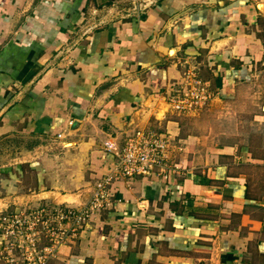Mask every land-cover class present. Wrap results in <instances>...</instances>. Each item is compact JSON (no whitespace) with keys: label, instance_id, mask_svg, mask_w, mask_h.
Masks as SVG:
<instances>
[{"label":"crops","instance_id":"0c3cea01","mask_svg":"<svg viewBox=\"0 0 264 264\" xmlns=\"http://www.w3.org/2000/svg\"><path fill=\"white\" fill-rule=\"evenodd\" d=\"M189 68L212 84L210 116L251 103L261 127L240 145L197 132L201 109L168 102ZM261 76L264 0H0V211L82 206L153 128L180 172L115 182L50 264H264Z\"/></svg>","mask_w":264,"mask_h":264},{"label":"built area","instance_id":"2783aa9c","mask_svg":"<svg viewBox=\"0 0 264 264\" xmlns=\"http://www.w3.org/2000/svg\"><path fill=\"white\" fill-rule=\"evenodd\" d=\"M214 97L212 84L189 68L172 84L168 102L174 110L188 113L206 107ZM62 136L59 134V138ZM168 145L167 135L137 128L115 153L117 159L110 163L108 174L96 184L90 200L82 206H50L31 213L1 211L0 262L50 264L60 247L76 237L94 214L112 205L115 182L150 177L155 172L168 181L171 173L180 172V166L171 163L166 155Z\"/></svg>","mask_w":264,"mask_h":264},{"label":"rangeland","instance_id":"374dc122","mask_svg":"<svg viewBox=\"0 0 264 264\" xmlns=\"http://www.w3.org/2000/svg\"><path fill=\"white\" fill-rule=\"evenodd\" d=\"M262 84H264V76H261L258 79V85H262ZM208 107L209 105H207L206 107L202 108L199 112H197L199 117H196L197 115L196 116L190 115V116L195 117L198 120L197 126L199 127V129H197V132L200 133V132L207 131L209 134H212V135L214 134L215 136L217 135L216 138L218 137V140H219L218 142H216L217 145L224 144V143L225 144L235 143L237 145H240L243 142L241 140H238L240 137L244 138V136L248 134L249 132H254L256 128L261 127L260 125H257V122L256 123L252 122L254 121L255 116L260 115L258 114L259 113L258 105H254L251 103L249 104L244 103L242 107L236 106L233 109L229 108V109H226L225 112L222 110V107L217 106L215 109L216 112L214 113L213 116H210ZM258 130H261V129H258ZM232 137H234L238 141H231ZM213 138L215 137L213 136ZM15 181H18V177L15 178ZM257 188H258V185L255 187V189ZM4 191L7 195L9 194L15 195L13 193H15V191L17 190H14L12 191V193H10L11 188L9 187V188L4 189ZM22 191H26L27 194H30L35 191L37 192V190L32 189L31 187L22 188ZM39 202L41 203L37 204V202H31L29 206L21 210L24 212L27 211L28 213H31V212H35L39 210L40 208L41 209L48 208L51 206L50 205L51 203H46L45 201H41V200H39ZM18 208H20L18 204H13V206L9 210L12 212H18L19 210ZM0 214H1V211H0Z\"/></svg>","mask_w":264,"mask_h":264},{"label":"trees","instance_id":"16d2710c","mask_svg":"<svg viewBox=\"0 0 264 264\" xmlns=\"http://www.w3.org/2000/svg\"><path fill=\"white\" fill-rule=\"evenodd\" d=\"M113 0H111V2H112Z\"/></svg>","mask_w":264,"mask_h":264}]
</instances>
